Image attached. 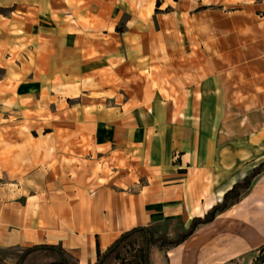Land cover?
Listing matches in <instances>:
<instances>
[{
	"label": "crops",
	"instance_id": "crops-1",
	"mask_svg": "<svg viewBox=\"0 0 264 264\" xmlns=\"http://www.w3.org/2000/svg\"><path fill=\"white\" fill-rule=\"evenodd\" d=\"M167 5L0 0L5 264L39 245L61 247L71 264H95L134 227L175 238L264 161V0L245 2L226 23L211 20L227 33L212 34L205 63L197 48L187 57L185 35L172 47L156 27ZM186 23L182 12L176 24ZM42 121L51 129H22ZM262 245L264 170L181 243L151 245L149 263L251 264ZM58 260L43 250L23 264Z\"/></svg>",
	"mask_w": 264,
	"mask_h": 264
},
{
	"label": "rangeland",
	"instance_id": "rangeland-1",
	"mask_svg": "<svg viewBox=\"0 0 264 264\" xmlns=\"http://www.w3.org/2000/svg\"><path fill=\"white\" fill-rule=\"evenodd\" d=\"M170 0V4L162 7L161 10H156V15L158 18L156 19V27H158L159 22L164 26V36L171 41L170 46H180V43L175 41L174 35L183 34L187 37L186 41V51L187 57H193L194 52L197 50L203 51L204 63H205V55L209 54L211 51V36L212 34H218L220 38L224 40L226 36L227 29L226 26L219 27L218 30L211 29L210 22L212 19H219V22H224L230 18V13L234 9L241 8L245 2L249 0H180L181 2H189V10H184V5H182L183 16H186V25L185 28L178 27L176 22L180 18V13L178 7V3L174 4ZM174 5L176 7H174ZM176 8V9H175ZM212 10L214 12H212ZM166 13H172L171 15H166ZM156 16V17H157ZM171 17V18H170ZM221 24V23H220ZM223 24V23H222ZM199 39L196 41V39ZM201 37V40H200ZM201 41V42H200ZM223 43V44H222ZM220 43L221 45H225L224 42ZM162 46L168 45L167 43L161 44ZM159 53H162L163 49L160 48ZM221 49V48H220ZM188 80L192 77L187 76ZM51 102L48 101L47 104H44L42 108L45 112H49ZM35 128H31L29 126H25L22 128L24 130H30L33 134L39 133L38 131H48L51 129V124L48 121H42L39 123H33ZM55 126V125H54ZM67 124L59 122L58 128L59 130L66 129ZM60 142H67L65 140H60ZM153 232V231H152ZM156 236V235H155ZM159 236V235H158ZM141 254V239L139 240H131L128 243L124 244L122 248H120L119 252L116 256L123 257L126 259L129 264H138V259ZM258 255V256H257ZM113 256V255H112ZM104 264H116L114 260L110 257ZM251 264H264V252L258 253L254 256Z\"/></svg>",
	"mask_w": 264,
	"mask_h": 264
},
{
	"label": "trees",
	"instance_id": "trees-1",
	"mask_svg": "<svg viewBox=\"0 0 264 264\" xmlns=\"http://www.w3.org/2000/svg\"><path fill=\"white\" fill-rule=\"evenodd\" d=\"M263 170L264 161L253 168V170L248 175H246L241 182L235 183L229 190H227L221 202L209 208L203 217H194L189 227L185 231L180 232L175 238H169L165 235L155 236V234L148 227H134L123 232L118 238H116L103 254H98V259L95 264H104L105 261H107L114 254L115 258L118 260V264H129L125 258H121L116 255L120 248H122L124 244L131 241L132 237L134 236H139L141 239V254L140 258L138 259V264H150L149 250L151 245L163 248L164 246L181 243L186 237L193 233L198 224H204L212 221L217 212L224 210L232 201H236L240 197L241 192L247 190L251 186L253 178L260 174ZM43 250L54 251L59 257L57 262L48 264H71L67 253L61 247L56 245H39L27 248L22 253L19 260L14 264H23L29 254ZM263 252L264 245L259 248L258 253ZM0 264L5 263L0 260Z\"/></svg>",
	"mask_w": 264,
	"mask_h": 264
}]
</instances>
